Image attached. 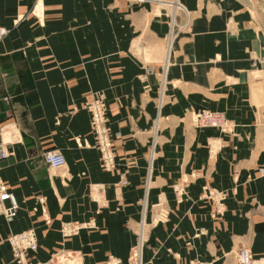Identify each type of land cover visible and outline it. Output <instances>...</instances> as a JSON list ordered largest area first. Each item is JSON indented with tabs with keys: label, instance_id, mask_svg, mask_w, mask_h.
<instances>
[{
	"label": "crops",
	"instance_id": "obj_1",
	"mask_svg": "<svg viewBox=\"0 0 264 264\" xmlns=\"http://www.w3.org/2000/svg\"><path fill=\"white\" fill-rule=\"evenodd\" d=\"M159 1L0 0L9 28L0 35V137L9 150L0 177L20 204L12 221L0 213V264H20L8 236L25 229L36 233L29 259L39 264L61 250L82 264L126 260L144 216L145 264H238L242 246L263 254L264 91L255 63L264 62V0H183L195 18L173 40L165 73L170 22ZM148 64L155 72L144 81ZM99 91L114 135L110 168L86 107ZM208 109L225 112L231 131L191 122L192 111ZM48 149L67 164L51 167ZM213 189L225 193L220 211ZM159 203L169 215L155 222ZM75 220L91 226L64 235Z\"/></svg>",
	"mask_w": 264,
	"mask_h": 264
},
{
	"label": "built area",
	"instance_id": "obj_2",
	"mask_svg": "<svg viewBox=\"0 0 264 264\" xmlns=\"http://www.w3.org/2000/svg\"><path fill=\"white\" fill-rule=\"evenodd\" d=\"M143 1V0H137ZM145 1V0H144ZM172 4L171 0H168ZM177 2L180 0H176ZM178 8L183 12L184 19L183 22L174 25V27L169 32L172 35L173 32L178 34L180 31H183L186 27L189 26L192 15L190 12L183 6L182 3L178 2ZM9 32V28L6 26L0 25V35ZM164 70V67H163ZM148 71L141 73V79L146 80L148 78ZM86 107L90 112V125L94 133L96 143L101 151V161L103 166L110 168L114 166V135L109 123V115L106 104V95L104 92H98L93 99H90ZM198 124L199 125H210V126H219L223 129L227 128V116L225 113L218 111H199L198 112ZM154 144V143H153ZM153 148V145H152ZM152 152V149H151ZM150 152V153H151ZM9 155L8 150V140L4 137H0V160L7 158ZM44 160L51 167H62L67 163L66 156L63 151L60 149H48L44 153ZM150 166L152 167V159L150 160ZM260 172L264 174V167L260 168ZM122 184L128 183V180L122 176ZM185 181L184 179L181 182H178V185L175 187L177 197L181 198L184 194ZM217 189L212 190V194L221 201L225 198V193L216 192ZM20 204L19 200L13 190L6 186V183L0 177V213H2L8 221H12L19 210ZM159 209L157 211L158 219L163 220L168 218L169 208L164 203H159ZM217 211L220 210L219 205L217 204ZM146 221L144 218L142 222ZM91 226L90 221H81L75 220L67 222L63 226V231L65 234L77 233L80 228ZM141 233L137 234L136 243L132 246L130 254L127 260H123L120 257H117L113 254L109 255L107 262L108 264H143V259L141 255L144 251V246L146 239L143 242H140ZM8 241L11 245L12 254L16 261L20 264H37L29 259L30 251H34L38 248V241L35 233L32 229H25L17 232H13L8 236ZM238 264H264V252L260 256H255L253 251L247 247L242 246L237 252ZM43 264H82L80 261V254L71 253L66 250H61L53 254V256L45 261ZM192 264H196L192 261Z\"/></svg>",
	"mask_w": 264,
	"mask_h": 264
},
{
	"label": "bare ground",
	"instance_id": "obj_3",
	"mask_svg": "<svg viewBox=\"0 0 264 264\" xmlns=\"http://www.w3.org/2000/svg\"><path fill=\"white\" fill-rule=\"evenodd\" d=\"M131 1H133V2H145V1H147V0H143V1H137V0H131ZM172 2V4H170V2L168 1V0H160L159 2V4L168 12V16H169V18H170V30L174 27V25H178L179 24V22H178V19H179V17H183L184 18V15H183V12L178 8L179 6V4H178V2H180V1H176V0H171ZM181 3V2H180ZM183 4V3H182ZM184 6V5H183ZM185 7V6H184ZM186 8V7H185ZM187 9V8H186ZM188 10V9H187ZM189 11V10H188ZM190 12V11H189ZM170 32V31H169ZM6 34V33H5ZM4 35V34H3ZM177 36V34H175V32H173V34L171 35L170 34V37H169V34H168V37H167V50H166V52H167V54H166V58H165V62H164V64H165V66L167 67L168 66V59H169V53H170V48H171V45H173L172 44V42H173V40L175 39V37ZM148 69H151V71L148 73V75L149 74H151L152 72H153V68H148ZM148 69H147V71H148ZM99 92H102V91H99ZM98 93V92H97ZM96 95V94H95ZM94 95V96H95ZM94 98V97H93ZM92 98V99H93ZM206 111V110H205ZM210 111V110H209ZM213 111H216V110H213ZM218 112H221L222 113V111H218ZM224 113V112H223ZM196 117H197V123H198V117H199V114H196ZM228 119V118H227ZM202 126V125H201ZM202 127H212V126H210V125H203ZM213 127H217V128H219L220 130H222V131H226V132H228L230 129H231V127H230V121H229V119H228V121H227V128L226 129H223V128H221V127H219V126H213ZM92 128V127H91ZM152 149V152L150 153V155H149V173H151V171H152V169H153V162H154V159H155V157H156V151H155V145H153V148H151ZM214 150V149H213ZM152 159V167L150 166V160ZM67 164V163H66ZM65 164V165H66ZM263 174V173H262ZM150 178V177H149ZM149 181H150V179H148V184H149ZM184 189H185V187H184ZM176 191V190H175ZM217 193H219V192H217ZM177 194V193H176ZM178 196V195H177ZM221 201L219 200V201H217L216 203L219 205V207H220V210L221 209H223L222 208V204L220 203ZM219 210V211H220ZM19 211V210H18ZM18 214V213H17ZM144 214H145V211H144ZM158 215L156 216V219H155V221H157V222H159V221H164V220H166V219H163V220H160V219H158ZM144 219H145V216H144ZM7 220V219H6ZM146 220V219H145ZM67 223V222H66ZM65 224V223H64ZM64 224H63V226H64ZM144 224L146 225V221H144V222H141V225L143 226V228H144ZM81 229V228H80ZM33 230V229H32ZM62 231H63V227H62ZM33 232H34V230H33ZM79 232V231H78ZM77 232V233H78ZM35 233V232H34ZM77 233H73V234H77ZM141 236H140V242H143L144 240H145V233H144V230H142L141 232ZM63 234L64 235H72V234H65L64 233V231H63ZM35 236H36V233H35ZM38 241V240H37ZM145 247V246H144ZM132 248V247H131ZM35 251V250H34ZM131 251V250H130ZM141 255H142V259H143V264H145V262H144V251L142 252V250H141ZM124 260V259H123ZM127 260V259H126ZM237 260H238V256H237ZM18 262V261H17ZM44 263V262H43ZM42 263V264H43ZM37 264H39V263H37Z\"/></svg>",
	"mask_w": 264,
	"mask_h": 264
},
{
	"label": "rangeland",
	"instance_id": "obj_4",
	"mask_svg": "<svg viewBox=\"0 0 264 264\" xmlns=\"http://www.w3.org/2000/svg\"><path fill=\"white\" fill-rule=\"evenodd\" d=\"M250 1H253L255 4H259V5H263L262 4V0H250ZM180 2L181 3H183V5L190 11V14L192 15V18H191V20H189L190 21V24H189V26L188 27H186L183 31H180L178 34H177V36L180 34V33H182V32H184V31H188V30H190L191 29V27H192V24H193V20H194V18H195V10H191V9H189L186 5H185V3L183 2V0H180ZM160 2H158V5H156V11H158V12H161V10H163V11H165L166 12V14L167 15H169L168 14V12L159 4ZM169 17V16H168ZM183 17H179V19H178V22H179V24L180 23H182L183 22ZM169 22H170V18H169ZM176 36V37H177ZM167 41V40H166ZM165 48H166V50H167V42H166V45H165ZM167 54V52L165 53V55ZM165 58H166V56H165ZM165 58H164V62H165ZM164 62H163V67H164V70H163V72L165 73V70H166V66H165V64H164ZM148 68H153V72H155V68L151 65V64H148L146 67H145V69H144V71H147V69ZM255 69H258V70H260V72H258V76L257 77H255V79H257L260 83H259V86L261 87V90L262 91H264V62H258V63H255ZM152 72V73H153ZM150 75V74H149ZM148 75V76H149ZM163 76H162V81H161V92H160V97H159V113H160V109H161V102H163L162 100H163V94H162V92L164 91V74H162ZM145 81V80H144ZM210 109H208V110H206V111H209ZM203 111H205V110H203ZM210 111H213V110H210ZM216 111H218V110H216ZM223 112V111H222ZM225 113V112H224ZM196 114H198V112H194V111H192L191 112V122L194 124V125H196V126H198V127H202L201 125H199L198 123H197V117H196ZM226 114V113H225ZM227 116V115H226ZM159 118L160 117H157V121H156V124H155V135H154V139H153V143H152V145H155V150H156V145H157V138H156V135H157V133H158V130L160 129V121H159ZM228 118V117H227ZM222 131V130H221ZM229 131H231V129L229 130ZM209 145H210V150L211 149H214V150H217L216 148L218 147L217 146V144H213L212 145V143H209ZM151 148H152V146H151ZM156 158V157H155ZM147 183H148V180H147ZM178 185V184H177ZM176 185V186H177ZM216 192H219V191H217L216 190ZM220 193V192H219ZM224 193V192H223ZM216 201H219V198H217L216 199ZM154 219H156V218H154ZM155 221V220H154ZM155 222H157V221H155ZM147 224V223H146ZM143 227V226H142ZM142 227H141V229H142ZM146 227H147V225H145L144 224V232L146 231Z\"/></svg>",
	"mask_w": 264,
	"mask_h": 264
}]
</instances>
